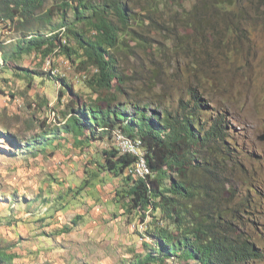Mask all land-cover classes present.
I'll return each instance as SVG.
<instances>
[{
    "label": "trees",
    "instance_id": "16d2710c",
    "mask_svg": "<svg viewBox=\"0 0 264 264\" xmlns=\"http://www.w3.org/2000/svg\"><path fill=\"white\" fill-rule=\"evenodd\" d=\"M46 4L47 0H0V20L18 32L11 52L0 45V69L7 65L8 71L30 81L52 79L65 89L61 99L71 97L64 126L43 131L27 144L28 151L46 150L59 143L63 133L88 147L104 136L109 139L111 146L89 162L85 182L118 181L115 203L134 220L143 222L148 212L152 215L153 224L145 228L151 237V242H144L149 250L135 264L262 261V253L239 232V214L259 205L252 189L248 187L246 195L239 190L249 177L244 152L233 142L229 112L212 103L218 90L202 80L211 76L214 55L240 54L253 31L264 27V0H61L56 9L45 11ZM149 34L165 35L176 49L192 51L188 55L194 82L176 109L163 106L157 96L143 106L142 100L117 103L126 84L119 58L131 42L141 43ZM57 55L86 74L84 82L92 96L97 95L95 100H83L64 78L50 72L8 64L33 56L43 66ZM117 130L141 143L149 174L138 176V159L114 145ZM14 259L0 250V264H14Z\"/></svg>",
    "mask_w": 264,
    "mask_h": 264
},
{
    "label": "rangeland",
    "instance_id": "374dc122",
    "mask_svg": "<svg viewBox=\"0 0 264 264\" xmlns=\"http://www.w3.org/2000/svg\"><path fill=\"white\" fill-rule=\"evenodd\" d=\"M60 2L47 0L45 11L56 9ZM1 33L0 45L11 52L18 32L3 22ZM126 50L119 58L125 93H116L117 103L142 100L143 106L157 96L163 106L176 109L180 98L187 99L195 76L188 55L192 51L178 50L167 36L156 34L143 37L141 43L131 42ZM51 60L60 70L57 77L64 78L78 96L85 101L97 98L67 57ZM8 64L51 73L33 56ZM210 67L211 76L202 82L218 90L212 103L229 112L233 142L244 152L249 177L239 190L246 195L248 187L252 189L259 204L239 214V232L264 256V27L253 31L240 54L214 55ZM7 68L0 69V250L15 256L14 264H135L149 250L144 242H151L145 231L153 224L152 215L148 212L143 223L116 204L118 181L85 182L89 162L111 142L104 136L88 147L63 133V139L46 150L28 151L27 144L43 131L64 126L71 97L60 98L65 90L61 83L37 77L30 81ZM77 217L79 224L74 226ZM250 264H264V259Z\"/></svg>",
    "mask_w": 264,
    "mask_h": 264
},
{
    "label": "built area",
    "instance_id": "2783aa9c",
    "mask_svg": "<svg viewBox=\"0 0 264 264\" xmlns=\"http://www.w3.org/2000/svg\"><path fill=\"white\" fill-rule=\"evenodd\" d=\"M3 22L0 20V31L2 29ZM47 66L51 69V74L54 76H60V70L56 69L53 66L52 60L48 59L46 62ZM83 78H86V74H81ZM81 80L79 79V82ZM114 138V145L117 147V149L120 150L122 153H129L133 154L137 159V163L135 164V173L138 176L144 177L147 174H149V168L146 163L145 153L142 150L141 143L132 140L128 136H126L122 131L117 130L113 134Z\"/></svg>",
    "mask_w": 264,
    "mask_h": 264
},
{
    "label": "water",
    "instance_id": "95a60500",
    "mask_svg": "<svg viewBox=\"0 0 264 264\" xmlns=\"http://www.w3.org/2000/svg\"><path fill=\"white\" fill-rule=\"evenodd\" d=\"M261 140L264 141V135L261 137Z\"/></svg>",
    "mask_w": 264,
    "mask_h": 264
},
{
    "label": "bare ground",
    "instance_id": "6f19581e",
    "mask_svg": "<svg viewBox=\"0 0 264 264\" xmlns=\"http://www.w3.org/2000/svg\"><path fill=\"white\" fill-rule=\"evenodd\" d=\"M137 228V227H136Z\"/></svg>",
    "mask_w": 264,
    "mask_h": 264
}]
</instances>
